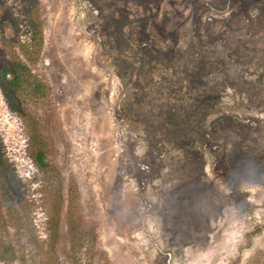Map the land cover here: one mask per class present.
Returning <instances> with one entry per match:
<instances>
[{
    "label": "rangeland",
    "instance_id": "rangeland-1",
    "mask_svg": "<svg viewBox=\"0 0 264 264\" xmlns=\"http://www.w3.org/2000/svg\"><path fill=\"white\" fill-rule=\"evenodd\" d=\"M15 65L0 264H264V0H0Z\"/></svg>",
    "mask_w": 264,
    "mask_h": 264
},
{
    "label": "trees",
    "instance_id": "trees-1",
    "mask_svg": "<svg viewBox=\"0 0 264 264\" xmlns=\"http://www.w3.org/2000/svg\"><path fill=\"white\" fill-rule=\"evenodd\" d=\"M28 28L35 27L33 22H28ZM26 33H29V30L26 29ZM31 37L29 36L28 40L25 41L26 49H29ZM25 69V70H24ZM21 69L19 66L15 65L10 68H4L0 71V88L6 97V99L10 103V108L17 109L18 105L16 104L15 97L17 93L25 88L30 87L31 83L29 80L30 70L29 69ZM35 92V91H33ZM35 141V140H34ZM31 160L38 168L46 167L45 156L41 149H36L31 152ZM0 184H3L0 182ZM1 188V187H0ZM71 205V202H69ZM67 225L70 234L75 235L79 231L83 229L82 221L77 218L73 211L70 209L67 210ZM11 256H13V250L10 246H0V260L8 261Z\"/></svg>",
    "mask_w": 264,
    "mask_h": 264
}]
</instances>
